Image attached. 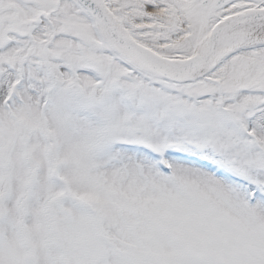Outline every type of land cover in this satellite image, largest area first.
<instances>
[{"label":"snow or ice","instance_id":"6c2138e0","mask_svg":"<svg viewBox=\"0 0 264 264\" xmlns=\"http://www.w3.org/2000/svg\"><path fill=\"white\" fill-rule=\"evenodd\" d=\"M0 264H264V0H0Z\"/></svg>","mask_w":264,"mask_h":264}]
</instances>
